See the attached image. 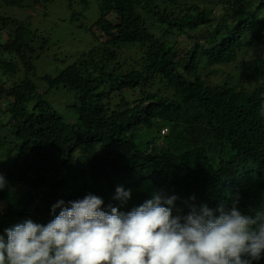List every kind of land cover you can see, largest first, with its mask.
Returning <instances> with one entry per match:
<instances>
[{
    "label": "trees",
    "instance_id": "16d2710c",
    "mask_svg": "<svg viewBox=\"0 0 264 264\" xmlns=\"http://www.w3.org/2000/svg\"><path fill=\"white\" fill-rule=\"evenodd\" d=\"M52 1L0 0V231L47 222L61 198L118 204L117 186L131 189L125 211L154 191L187 211L190 196L214 208L245 188L241 166L264 161V0H96L90 28L91 0H65L91 41L54 75L37 61L55 42L31 23H47ZM8 6L44 9L19 19ZM226 68L256 85L230 86ZM61 90L73 94L56 105L63 115L51 102ZM262 185L239 194L242 210L264 207Z\"/></svg>",
    "mask_w": 264,
    "mask_h": 264
},
{
    "label": "clouds",
    "instance_id": "9594fccd",
    "mask_svg": "<svg viewBox=\"0 0 264 264\" xmlns=\"http://www.w3.org/2000/svg\"><path fill=\"white\" fill-rule=\"evenodd\" d=\"M231 76L230 86L238 89L256 85L238 69ZM257 161L237 172L249 179L245 188L214 208L197 206L193 195L188 198L192 203L183 202L185 211L177 207L175 194L154 191L125 211L131 189L123 186L113 196L118 204H105L91 192L57 199L47 222L25 217L0 231V264H259L264 259V207L256 203V209L242 210L239 195L259 180L264 183V161ZM6 186L0 173V190Z\"/></svg>",
    "mask_w": 264,
    "mask_h": 264
},
{
    "label": "rangeland",
    "instance_id": "374dc122",
    "mask_svg": "<svg viewBox=\"0 0 264 264\" xmlns=\"http://www.w3.org/2000/svg\"><path fill=\"white\" fill-rule=\"evenodd\" d=\"M46 7V11L48 13L47 23L45 25H39L36 23L33 18L31 21L33 27H38L43 30V33L48 34L50 39L53 41L55 45L47 46L44 52V57L37 61V68L40 74L48 73L54 75V71L57 68H60L62 65L72 61L77 57L76 53L82 50H86L89 42L91 41V37L86 34V31L83 29L76 28V22H72L69 20L70 11L67 7V2L65 0H54L52 2L46 3L43 5ZM42 6L32 7V6H24V7H14L8 6L1 9L3 15H8L15 18H24L27 14L32 13L33 15L39 14L37 9H44ZM74 10L83 11L82 6L74 1ZM97 15V2L96 0H91L89 4V9L85 11L84 17L81 18V22H84L86 27L90 28L93 23V19ZM28 23V22H27ZM89 33V32H88ZM6 35H0V41H4ZM125 52H128L127 49H124ZM233 75L228 68L225 69L223 73L219 72V78L222 80H228L229 76ZM221 80V79H219ZM217 81V80H216ZM40 90H45V83L37 80ZM55 91V90H53ZM52 92V91H51ZM60 94H57L53 101L48 97L54 107L57 108L61 115H63V111L61 107H57L56 105L62 103V100H73V94L70 92H65L63 90L59 91ZM67 116V121L71 120V113L65 112ZM8 117L5 115L2 118V122L6 123ZM65 119V117H64ZM5 130V132H4ZM2 133L8 135V131L0 126V136Z\"/></svg>",
    "mask_w": 264,
    "mask_h": 264
}]
</instances>
